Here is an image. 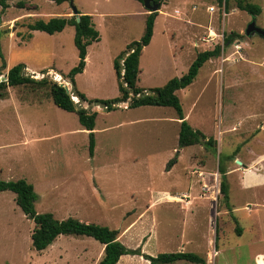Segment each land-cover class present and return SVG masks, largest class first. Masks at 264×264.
Instances as JSON below:
<instances>
[{"label":"rangeland","instance_id":"1","mask_svg":"<svg viewBox=\"0 0 264 264\" xmlns=\"http://www.w3.org/2000/svg\"><path fill=\"white\" fill-rule=\"evenodd\" d=\"M229 1L227 10L220 0H168L162 7L165 13L174 14L178 8L183 18L187 13L192 16L197 26L206 25L210 16L218 36L203 44L208 31L204 28L196 38L199 46L188 49L191 41L185 34L198 27L162 13L154 39L141 56L138 81L141 87L163 86L188 71L193 61L190 56L223 45L220 56L201 67L193 84L177 91L184 111L195 101L190 121L207 137L215 138L216 152L202 144L176 147L178 123L173 107L132 106L130 99L108 110L75 95L66 77L79 60L74 26L53 34L36 30L32 38L29 28L38 19L72 16L71 0H7V8L0 5V80L13 66L22 64V73L63 83L78 105L98 113L96 153L91 155L88 130L77 113L54 103L49 87L9 86L6 98L0 99V178H24L33 184L38 213L116 228L126 244L149 232L142 248L171 252L187 232L192 244L199 245L195 249L203 255V264H264V149L250 153L255 159L248 165H240L234 155L226 158L238 144L242 149L255 137L251 150L264 145V127L258 134L264 124V37L246 34L253 19L264 28V0H251L262 7L259 15L236 8L237 0ZM73 2L79 12L92 15L101 38L98 46L91 48L85 71L76 75L77 88L88 99L118 97L122 80L114 60H121L130 46L141 40L147 22L142 11L150 12L141 0ZM192 2L197 4L194 10ZM211 5L214 12L207 10ZM175 15L180 13L175 11ZM171 29L176 32L170 33ZM223 32L225 38L233 36L227 44L220 37ZM3 57L6 67L2 69ZM47 68L50 74L45 73ZM179 150H183L181 163L173 174H166L162 166L175 161ZM220 161L227 169L230 203L237 208L233 211L221 193ZM171 183L182 192L168 202V197L156 193V187ZM193 187L198 188L196 194H185ZM188 199H194L193 208L184 204ZM108 200L115 203L110 205ZM151 201L165 204L153 209L148 207ZM34 227L35 222L17 204L15 193L0 192V264H98L104 256V245L98 240L75 235H61L47 249L38 251L32 246ZM214 247L220 250L217 256ZM142 258L125 257L118 264H148ZM174 264L196 263L182 260Z\"/></svg>","mask_w":264,"mask_h":264},{"label":"trees","instance_id":"2","mask_svg":"<svg viewBox=\"0 0 264 264\" xmlns=\"http://www.w3.org/2000/svg\"><path fill=\"white\" fill-rule=\"evenodd\" d=\"M0 5H2L3 8H7V0H0ZM237 7L252 15H259L262 11L258 4L247 0H237ZM157 14V11L150 12L148 14L145 32L141 40L132 44L129 51L126 52L125 56L121 58V60L119 58L114 60V67L116 69L117 76L120 80H122V82L119 85L121 92L120 96L112 99H88L76 85V75L83 72L86 66L88 45L100 39V33L93 23L92 15L80 14L79 21L77 20L76 15H72L70 17L55 16L45 20L38 19L34 23L30 24L29 28L31 30H41L53 34L62 31L67 25L75 27L74 42L78 48L79 61L77 65L66 74V77L72 82L74 86L73 91L81 101L89 100L91 103L102 104L105 105L108 110L115 108L117 103L126 102L129 99L132 101V106H173L177 110L180 118L184 119L182 105L176 91L190 85L196 78L201 66L211 57L220 55L222 47L218 45L213 50L198 53L196 59L184 75L181 77H173L165 85L150 88L149 92L146 93L145 88L138 86L140 56L143 52V48L151 41ZM231 39L232 37H227L225 43L227 44V42ZM5 67L6 61L3 57L1 68L3 69ZM22 67V64L13 66L9 70L6 79L3 81L0 80V99L6 98L9 86L33 84L36 86L49 87V93L54 103L64 110L77 113L80 123L84 126V128L90 131L89 151L90 154H93L95 148V136L93 130L95 127L97 112H90L85 107L79 108L78 104L72 98L70 91L63 84L53 81L48 77L37 79L29 74H24L21 71ZM54 74L57 77H60V74ZM74 98L77 99L75 96ZM199 143L204 144L206 148L216 152V142L214 138L206 139V136L202 131L194 129L187 120H183L179 135L180 147ZM226 158H233V155H227ZM173 161L174 160H171L170 162ZM219 170L222 174L221 193L224 202L228 208L231 209L229 203V184L225 175L226 169L221 164ZM2 191L14 192L16 195V202L19 207L28 218L35 222L31 238L32 246L38 251L47 249L61 235H75L92 237L98 240L101 244H104V256L98 264H117L120 257L124 254L142 255L152 264L172 263L177 260H186L198 264L205 262V259L202 256L194 252L178 251L160 253L157 256H152L147 253H143L140 247L135 249L127 247L119 239L120 231L116 228L96 223L83 222L75 217L59 219L51 212L38 213L35 208V202L37 200L35 188L33 184L24 178L17 180H4L0 178V192ZM234 218L238 222L237 217L234 216ZM238 231L241 233V227L238 228Z\"/></svg>","mask_w":264,"mask_h":264},{"label":"crops","instance_id":"3","mask_svg":"<svg viewBox=\"0 0 264 264\" xmlns=\"http://www.w3.org/2000/svg\"><path fill=\"white\" fill-rule=\"evenodd\" d=\"M193 1V0H192ZM221 2H223L224 1V7H226V9L228 10L229 9V5H230V1L229 0H227V3H226V0H220ZM248 1V0H247ZM157 2H159L160 3V8H159V10L157 11V16H156V19H155V23H154V32H153V35H152V38H151V41L154 39V36H155V30H156V27H157V23H158V18L160 17V15L162 14V13H164V14H166V15H172L173 17H176V19L178 18L179 20L180 19H182V20H185L188 24H192V25H194V26H197L196 25V23L194 22V20L192 19V18H190V17H192V16H188L189 14L187 13V14H185V16L187 17V18H183V14H181V10L180 9H178V8H176L175 10H174V14H170V13H165V11L163 10V5L166 3V2H168V0H162V1H157ZM249 2H251V0L249 1ZM252 3H255V1H252ZM255 4H257V3H255ZM196 5L197 4H195V2H192V9L194 10L195 9V7H196ZM259 5V4H258ZM260 6V5H259ZM261 7V6H260ZM236 8H238L237 7V1H236ZM239 9V8H238ZM261 9H262V7H261ZM207 10H209L210 12H214L215 11V9H214V6H209V7H207ZM241 10V9H240ZM149 11V10H148ZM175 11H177L178 13H180V15H175ZM150 12V11H149ZM160 12V13H159ZM187 12V11H186ZM247 12V11H246ZM262 12V11H261ZM86 12H81L80 11V14H85ZM142 13H143V15H145L146 16V18H147V16H148V14L149 13H147L144 9H143V11H142ZM261 14V13H260ZM210 22H211V20H210V16H209V18H208V20H207V23H206V25L205 24H202V23H199V26H197L198 27V29L197 30H195V31H191V28H189V30L186 32V34H185V36L187 37V39H186V37L185 38H183V39H186V40H189V41H191L190 43H192V44H188V49H190V48H193V49H195V47H198L199 46V41L198 40H196V38H197V36H198V34L202 31V29H204V28H206V29H208V31H207V35H205V36H203V38H202V41L204 42H202L203 44H208L209 42L211 43L212 42V40H214V38H215V36H218V34L215 32V30H214V27L213 26H211V24H210ZM216 24V23H215ZM75 28V27H74ZM162 28H164V26L162 27ZM34 31H36V30H33V33H32V35H31V38L34 36ZM39 31H41V30H39ZM45 32V31H44ZM170 33H173V32H176L175 31V29H171V31H169ZM169 33V34H170ZM75 36V35H74ZM220 37H222L223 38V42H224V44H226L225 43V40H226V38H225V36H224V32H223V34L222 35H220ZM230 37H233V36H230ZM173 38H175V37H173ZM195 38V40L193 41V39ZM182 39V40H183ZM198 39V38H197ZM100 40H101V38L98 40V41H94V42H92L90 45H88V47H87V56H86V66H85V68H84V70L83 71H85V69H86V67L88 66V64H89V60H90V57H91V55L93 54V52H92V50H91V48L93 47V46H98L97 44L100 42ZM182 40H180V42L182 41ZM232 40V39H231ZM230 40V41H231ZM151 41H150V43L147 45V46H150L151 45ZM188 41V42H189ZM230 41H228V42H230ZM187 42V43H188ZM227 42V43H228ZM147 46H145V47H147ZM218 46V45H217ZM221 47H222V51H223V49H224V46L223 45H220ZM144 47V48H145ZM144 48H143V52H144ZM207 50H213V49H205V50H203V51H199L198 53H200V52H204V51H207ZM191 51V50H190ZM221 51V52H222ZM143 52H142V54H141V56L143 55ZM198 53H197V55H198ZM221 54V53H220ZM197 55L196 56H194L193 58H191V56H190V53H189V56H190V59H193V61L196 59V57H197ZM141 56H140V60H141ZM220 55H218V56H213V57H211L209 60H207L203 65H206L207 64V62L208 61H212L213 60V58H215V57H219ZM79 61V60H78ZM193 61H192V63H193ZM191 63V64H192ZM191 64H190V66H191ZM202 65V66H203ZM189 66V67H190ZM201 66V67H202ZM29 67V66H28ZM25 68H27L26 66H25ZM30 68V67H29ZM31 69V71L32 72H35V73H38V71H36L35 69H32V68H30ZM201 69V68H200ZM200 69H199V71H200ZM28 71V70H27ZM46 71H48V73L50 74V71L51 70H49V68H47L46 70H45V73H46ZM199 71H198V74H199ZM140 72H141V69H140ZM57 73V72H56ZM58 74V73H57ZM140 74V73H139ZM198 74H197V76H198ZM184 75V74H183ZM197 76H196V78H197ZM139 77V76H138ZM176 77H179V76H176ZM181 77V76H180ZM195 78V79H196ZM171 79V78H170ZM169 79V80H170ZM195 79H194V81H195ZM168 80V81H169ZM138 81H139V78H138ZM167 81V82H168ZM193 81V82H194ZM166 82V83H167ZM193 82L191 83V84H193ZM165 83V84H166ZM164 84V85H165ZM190 84V85H191ZM77 85V84H76ZM190 85H188V86H190ZM139 86V85H138ZM187 86V87H188ZM141 87V86H140ZM161 87V86H160ZM142 88H145L146 90H145V92L146 93H148L149 92V89L150 88H147V87H142ZM155 88V87H154ZM186 88V87H185ZM178 91V90H177ZM177 91H176V94H177ZM178 95V94H177ZM179 97V96H178ZM179 99H180V97H179ZM130 100V99H129ZM128 100V101H129ZM127 102V101H126ZM180 102H181V100H180ZM122 103V102H121ZM131 103H132V101H131ZM130 103V104H131ZM181 105H182V103H181ZM194 105H195V101L192 103V105L189 107V110H187V111H184V109H183V106H182V109H183V114H184V119H182V118H180V116L178 115V112H177V110L173 107V106H169V107H173L174 109H175V111H176V113H175V116H176V122L178 123V145H176V147L178 148V147H180V145H179V135H180V129H181V123H182V121L183 120H187L188 122H189V124L194 128V129H196V130H200V131H204V130H202L200 127H198L197 125H195V124H192V122L190 121L192 118H191V111H192V108L194 107ZM83 106V105H82ZM84 107V106H83ZM123 107H127L126 105H124ZM86 108V107H85ZM97 115H98V113H97ZM97 115H96V118H97ZM245 118H247V117H244V118H242V120L243 119H245ZM79 119V118H78ZM241 120V119H240ZM191 122V123H190ZM230 123V122H229ZM231 125H232V122L230 123ZM230 124H227V127L229 128V126H230ZM82 125V124H81ZM198 125H200V123L198 124ZM83 126V125H82ZM95 126H96V120H95ZM264 127V124H262V125H260V130H259V133L258 134H260L261 133V131H262V128ZM83 128H84V126H83ZM228 128H227V130H228ZM84 129H86V128H84ZM94 129H95V127H94ZM88 130V129H87ZM88 132H90L89 130H88ZM93 132H94V130H93ZM204 133V135L206 136V132H203ZM257 134V135H258ZM94 136H95V133H94ZM214 138V137H213ZM206 139H209V137H207L206 136ZM215 139V138H214ZM257 138L255 137L254 139H253V141H252V143H247L245 146H243L242 147V149L240 148V144H238L237 145V150H238V152H233V153H227L226 154V156L227 155H234L235 157L233 158L234 160H236V159H238L239 161H241V163H240V165H248L247 163H250V161H254V159H255V157H253V155H251L250 153H256L257 152V150H260V149H264V145L263 146H261V148H256L254 151L253 150H251L252 149V147H254V141L256 140ZM217 140H220L219 142L220 143H222L223 142V139H222V137H221V139H219V137H218V139ZM201 143H199V144H196V146H198V145H200ZM193 145H195V144H193ZM203 146H205L204 144H202ZM190 146V145H189ZM184 147H186V146H184ZM184 147H180V148H184ZM206 147V146H205ZM251 148V149H250ZM208 149V148H207ZM249 151V152H248ZM94 153H96V138H95V148H94ZM94 153L93 154H91V155H94ZM236 153V154H235ZM178 154H179V156L177 155V158L175 159V162L171 165V166H169L168 167V164H169V162L167 163V165L166 166H162L163 168L164 167H166V169L164 170L165 171V173L166 174H173L172 172L175 170V169H177V163H181L180 161H181V155L183 154V150H179V152H178ZM95 156H96V154H95ZM260 156H261V154H260ZM251 158H252V160H251ZM229 159H232V158H229ZM237 160V161H238ZM261 160H264V155H262V158H261ZM239 163V162H238ZM192 164V163H191ZM190 164V165H191ZM220 165H221V161H220V164H219V168H220ZM192 167H193V164L191 165ZM224 166V165H223ZM173 167V168H172ZM243 167V166H242ZM224 168L226 169V166H224ZM219 173H220V170H219ZM221 174V173H220ZM222 175V174H221ZM225 175H226V178H227V169H226V172H225ZM170 176V175H169ZM222 179V178H221ZM227 181H228V178H227ZM228 184H229V194H230V183H229V181H228ZM148 186V183L146 184V187ZM145 187V188H146ZM156 189H157V192H156ZM156 189H153V192H156L158 195L159 194H162V195H164L165 197H168V199H167V201L168 202H170V199H173V198H177V197H179V194L182 192V190H180L179 188H177V187H174L173 186V183H171L168 187H165V188H161V187H159V186H157L156 187ZM175 189V190H174ZM150 190V189H149ZM185 192V191H184ZM198 192V188H192V190H188V192L186 191L185 192V194L186 193H192V194H196ZM110 195V194H109ZM110 198H111V195L109 196V200H110ZM186 199H187V197H185ZM179 199V198H178ZM108 200V204H110V205H112V204H114L115 202H113V201H109ZM180 200V199H179ZM194 199H192V200H190V199H188L187 200V203H184V204H187V205H189V206H191L192 208L195 206V201H193ZM146 201H148L149 202V200L148 199H146ZM185 201V200H184ZM229 203H230V198H229ZM258 203H260V202H258ZM136 204V203H135ZM159 204H165L164 202H159V201H156V203L155 202H153L152 203V201H151V204L150 205H148V207H150V208H155L157 205H159ZM226 204V203H225ZM227 206V205H226ZM230 206H231V209L230 208H228L230 211H233V210H236L237 208L236 207H234L233 208V204H231L230 203ZM228 207V206H227ZM152 221V220H151ZM154 222H156L155 221V216H154ZM154 224V223H153ZM135 225V223L130 227L129 226V228H130V230L133 228V226ZM186 232V231H185ZM149 233V232H148ZM148 233H142L139 237H138V239H134L133 240V244H126V243H124L123 241H122V239H121V235H119V239L127 246V247H129V248H133V249H135V248H141V250H142V252L143 253H147V254H149V255H152V256H157V255H153V254H156V253H168V252H155V251H151V250H149V249H145V246H144V248H142L143 247V245H144V243H145V241L143 240L144 238H145V236L148 234ZM153 234H155V233H153ZM239 234H241V233H239ZM133 237H134V235H132ZM151 236H152V234L148 237L149 239L151 238ZM183 241L178 245V246H174L175 248H173L174 250H171V252H178V251H184V252H194V253H197V254H199L197 251H196V249L195 248H200L199 247V245L197 246L196 244H192V238H191V236H190V234H187V232L185 233V235L183 236ZM216 244V243H215ZM104 245V244H103ZM140 245V246H139ZM105 247V246H104ZM188 247H191L190 248V251H188V250H186ZM194 249V250H193ZM144 250V251H143ZM191 250H193V251H191ZM170 251V250H169ZM219 249L217 248V247H214V256H217V254L219 253ZM200 255V254H199ZM263 255V254H262ZM139 256H142V255H133V254H124V255H122L121 257H120V260L118 261V263L121 261V259H123V258H125V257H139ZM200 256H202L203 257V255H200ZM204 258V257H203ZM142 259H144L146 262H148V264H152L148 259H146V258H142ZM178 261H182V260H177V261H175V262H172L173 264L174 263H176V262H178ZM185 261V260H184ZM188 262H190V261H188ZM117 263V264H118ZM191 263H194V262H191ZM256 262H254V263H252V264H255ZM164 264H168V263H164ZM171 264V263H170ZM196 264H198V263H196ZM201 264H203V263H201Z\"/></svg>","mask_w":264,"mask_h":264},{"label":"water","instance_id":"4","mask_svg":"<svg viewBox=\"0 0 264 264\" xmlns=\"http://www.w3.org/2000/svg\"><path fill=\"white\" fill-rule=\"evenodd\" d=\"M143 3H144V6L150 12H156L160 8V3L157 2L156 0H143ZM71 6H72L73 15H76L77 16V20L79 21V19H80V12H79L78 7L76 5H74L73 0H71ZM254 33H258V34H260L261 36L264 37V28H262L259 25H257L255 19H253V21L248 25V27L246 29V34L247 35H252ZM22 70H24V68H22ZM46 74H49L48 71H46ZM61 84H63V83H61ZM66 88L68 89L67 86H66ZM78 107L79 108H82L83 106L79 104ZM238 162L241 163V161H239V160H238Z\"/></svg>","mask_w":264,"mask_h":264},{"label":"bare ground","instance_id":"5","mask_svg":"<svg viewBox=\"0 0 264 264\" xmlns=\"http://www.w3.org/2000/svg\"><path fill=\"white\" fill-rule=\"evenodd\" d=\"M36 75V74H35Z\"/></svg>","mask_w":264,"mask_h":264}]
</instances>
